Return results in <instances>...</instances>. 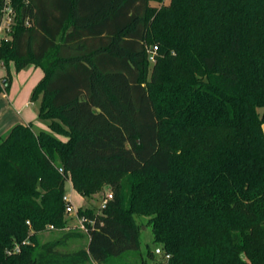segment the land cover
Masks as SVG:
<instances>
[{"label":"trees","instance_id":"obj_1","mask_svg":"<svg viewBox=\"0 0 264 264\" xmlns=\"http://www.w3.org/2000/svg\"><path fill=\"white\" fill-rule=\"evenodd\" d=\"M152 1L10 0L0 93L11 62L42 68L31 100L49 129L19 123L0 141V264L110 263L139 249L137 216L166 264H264V0ZM68 177L86 198L114 195L79 208L93 224L72 252L74 234L38 240L67 220Z\"/></svg>","mask_w":264,"mask_h":264},{"label":"rangeland","instance_id":"obj_2","mask_svg":"<svg viewBox=\"0 0 264 264\" xmlns=\"http://www.w3.org/2000/svg\"><path fill=\"white\" fill-rule=\"evenodd\" d=\"M171 3V0H162L159 1H152V6L160 8L162 5H168ZM158 51V50H157ZM157 53H149V65L146 72V79L149 81L151 80L152 75V69L157 57ZM7 75V68L0 64V78ZM19 85V86H18ZM17 92H19L22 87L24 86V83L18 84ZM12 87V85H11ZM11 90V88H10ZM9 90V91H10ZM40 100V99H39ZM40 106V101H34L33 104H31L32 111L38 112L37 107ZM38 121H42L43 124H48V120L39 118ZM34 129L37 131L40 130H47L42 127L37 126V124H34ZM61 136V135H60ZM65 137V136H64ZM1 141V140H0ZM58 161V160H57ZM135 180L134 176H126L124 178L123 184L126 186V188L129 187L131 182ZM107 191H113V187L111 185H107L102 191L97 192L90 198H86L79 194L76 190L72 187V181L69 178L66 180L65 184V192L71 196L72 202L74 205L81 206L82 208H88V207H94L98 208L101 202V199L105 192ZM65 193V194H66ZM80 207V208H81ZM67 216V215H66ZM67 220L65 221V224L61 228H55L51 229L47 227L45 230L41 231L38 234V240L39 243H46L52 240H56L58 238H61L65 234H74L67 242L65 246H62L60 249L62 251L72 252L79 250L81 248H87L88 246V233L80 228L79 221L74 218H69L67 216ZM137 222L140 227V247L137 250L126 252L123 256L115 258L110 263L105 264H141V262L144 260L146 261V264H166L168 263L169 259L166 258L164 255L157 254L156 249L157 248H163L161 243L154 242V234L152 230V226L148 222V218L144 216H137ZM148 251H151L153 254V257L148 255ZM88 264H99L97 262H90Z\"/></svg>","mask_w":264,"mask_h":264},{"label":"crops","instance_id":"obj_3","mask_svg":"<svg viewBox=\"0 0 264 264\" xmlns=\"http://www.w3.org/2000/svg\"><path fill=\"white\" fill-rule=\"evenodd\" d=\"M0 64L3 65V62H0ZM10 69L13 74L11 90L0 93V140L10 132L13 126L19 123H32L33 126L37 124L41 129L43 127L48 130V124L38 121L40 118L39 107H37V113L31 109V104L34 103L31 100L33 89L44 76L42 68L32 64L20 71H16L14 62H11ZM20 83H24V86L17 92V85ZM60 138L63 140L67 139L64 136H60Z\"/></svg>","mask_w":264,"mask_h":264},{"label":"built area","instance_id":"obj_4","mask_svg":"<svg viewBox=\"0 0 264 264\" xmlns=\"http://www.w3.org/2000/svg\"><path fill=\"white\" fill-rule=\"evenodd\" d=\"M15 23H16V10L11 4L10 0H5V4L2 9V14L0 18V46H2L4 43L11 42L12 31ZM157 50H158V46H154L153 48L149 49V52L154 54L157 52ZM59 171L61 173H64V169L62 167L59 168ZM113 197L114 195L112 191L105 192L101 199L100 205L97 208V213H99L101 210L106 208L108 203L113 199ZM63 199L66 203V215L69 218H74L78 220L80 224V228L88 232L87 224L88 223L93 224V220H91L86 214H81L79 212L80 207H77L76 205L73 204L71 196H69L67 193L64 195ZM49 228L55 229L56 227L54 225H50ZM19 250L20 249L17 248L16 252H18ZM156 253L164 255L168 259L170 258V254L166 252L163 248H157Z\"/></svg>","mask_w":264,"mask_h":264}]
</instances>
